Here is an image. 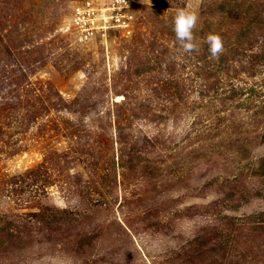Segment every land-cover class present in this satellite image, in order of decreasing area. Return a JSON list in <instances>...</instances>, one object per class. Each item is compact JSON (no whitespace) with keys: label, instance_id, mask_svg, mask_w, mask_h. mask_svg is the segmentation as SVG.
<instances>
[{"label":"rangeland","instance_id":"obj_1","mask_svg":"<svg viewBox=\"0 0 264 264\" xmlns=\"http://www.w3.org/2000/svg\"><path fill=\"white\" fill-rule=\"evenodd\" d=\"M0 264H264V0H0Z\"/></svg>","mask_w":264,"mask_h":264},{"label":"clouds","instance_id":"obj_2","mask_svg":"<svg viewBox=\"0 0 264 264\" xmlns=\"http://www.w3.org/2000/svg\"><path fill=\"white\" fill-rule=\"evenodd\" d=\"M199 23V16L192 11L181 9L174 18L173 31L176 40L185 53L199 51V45L196 43L194 32ZM208 50L213 59H218L224 52L222 38L217 34H209L206 40Z\"/></svg>","mask_w":264,"mask_h":264}]
</instances>
